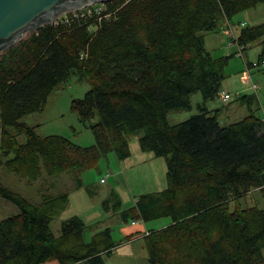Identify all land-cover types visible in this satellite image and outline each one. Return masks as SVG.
<instances>
[{
  "label": "trees",
  "instance_id": "1",
  "mask_svg": "<svg viewBox=\"0 0 264 264\" xmlns=\"http://www.w3.org/2000/svg\"><path fill=\"white\" fill-rule=\"evenodd\" d=\"M259 3L112 0L101 18L70 13L1 48L0 168L29 183L68 172L79 187L81 172L103 155L129 157L128 137L140 130V149L165 160L166 186L139 195L124 219H170L143 235L149 263L264 264V208L239 205L254 190L264 196V118L254 114L250 96L240 98L248 114L228 124L219 122V108L207 107L219 96L228 57L212 56L199 34ZM234 40L245 47L260 40L259 62L264 21L241 28ZM71 73L91 83L70 105L94 135L87 147L60 135L41 137L21 120L43 109ZM197 91L199 112L170 124L167 111L190 109ZM0 196L19 210L0 219V264H104L102 255L116 246L109 227L84 241L86 223L77 215L53 233L67 191L31 202L0 182Z\"/></svg>",
  "mask_w": 264,
  "mask_h": 264
},
{
  "label": "rangeland",
  "instance_id": "2",
  "mask_svg": "<svg viewBox=\"0 0 264 264\" xmlns=\"http://www.w3.org/2000/svg\"><path fill=\"white\" fill-rule=\"evenodd\" d=\"M263 21L264 6L259 3L235 14L230 22L225 20L216 29L199 32L205 49L212 56L228 57L219 96L206 103L209 109H220L218 120L221 124L237 121L248 114L247 105L240 100L243 96L251 97L254 114L264 118V65H260L264 62V55L258 62L262 44L260 40L248 44L239 56L237 45L231 43L241 28ZM90 29L91 32L94 31L95 26L91 25ZM230 30L233 35H229ZM248 63L255 65L249 66L250 81L244 83L240 75L243 70H247ZM250 83L258 86L256 91L250 88ZM90 86L89 80L71 73L50 92L43 109L22 116L21 120L32 126L41 137L60 135L79 146H90L94 143V135L70 106L72 98L82 97ZM222 92L230 94L232 99L223 102L220 97ZM202 100L200 91L193 93L190 96L191 108L168 110L167 121L175 124L198 113L197 104ZM141 133L138 130L128 137L129 157L119 159L114 152H108L95 165L81 172L79 187H76V181L68 172L53 176L43 175L29 183L18 174L0 168V182L31 202L39 201L43 193L67 191L69 198L66 209L50 224L55 235L59 234L63 220L77 215L86 223L84 241H89L94 231L110 228L116 246L110 253L102 255L104 264H150L143 238L132 240L122 233L124 228L131 226L130 216L124 219L123 212L134 205L135 199L143 193L158 191L166 186L165 160L154 156L151 151L140 149L138 138ZM17 138L19 142L25 141L24 135H18ZM102 178L104 181L100 182ZM239 205L264 208V196L259 190H254L242 197ZM18 211L14 203L0 196V219ZM169 222L168 217H160L145 224L149 228L157 229ZM138 223L141 224L140 221ZM262 253L264 255V248Z\"/></svg>",
  "mask_w": 264,
  "mask_h": 264
},
{
  "label": "water",
  "instance_id": "3",
  "mask_svg": "<svg viewBox=\"0 0 264 264\" xmlns=\"http://www.w3.org/2000/svg\"><path fill=\"white\" fill-rule=\"evenodd\" d=\"M110 0H0V49L22 39L59 14Z\"/></svg>",
  "mask_w": 264,
  "mask_h": 264
},
{
  "label": "built area",
  "instance_id": "4",
  "mask_svg": "<svg viewBox=\"0 0 264 264\" xmlns=\"http://www.w3.org/2000/svg\"><path fill=\"white\" fill-rule=\"evenodd\" d=\"M112 1V0H110ZM105 6H106V2H92V3H87L85 5H83L82 7L75 9V10H70V11H66L63 12L61 14H59L58 16L55 17V19L52 21L54 23L57 22H64L67 21L69 19V15L70 13H72V16L77 17V16H97L98 18H101V16H103V11L105 10ZM51 22V23H52ZM227 24V23H226ZM229 24V23H228ZM230 26V25H229ZM229 35H233L232 31H229ZM235 39V38H234ZM233 39V41L231 43L236 44L237 45V55L241 56L243 53V50L245 49V46L243 45H239L235 40ZM83 55V53H81V56ZM255 65V64H253ZM260 65H264V62H262ZM241 80L244 83H249V78L250 75L248 74V69L242 71L241 75H240ZM257 85L255 83H250V88H252L254 91L257 90ZM221 100L223 102H228L232 99L231 95L226 93V92H222L220 94ZM104 179H100V182H103ZM136 221L138 220H132L131 224H135Z\"/></svg>",
  "mask_w": 264,
  "mask_h": 264
},
{
  "label": "crops",
  "instance_id": "5",
  "mask_svg": "<svg viewBox=\"0 0 264 264\" xmlns=\"http://www.w3.org/2000/svg\"><path fill=\"white\" fill-rule=\"evenodd\" d=\"M253 65V64H252ZM249 66L251 65H247V69L249 68ZM244 71V70H243ZM135 220V219H134ZM132 219L130 220V224H131ZM140 221V220H138ZM138 221H136L135 224H131L130 228H124L122 231V233L124 234L125 237L129 238V239H137V238H143V235L145 233H147V231L151 228H149L145 223L146 222H141V224L139 225ZM137 226V227H136ZM42 264H59L57 261L52 260V261H47L44 262Z\"/></svg>",
  "mask_w": 264,
  "mask_h": 264
}]
</instances>
